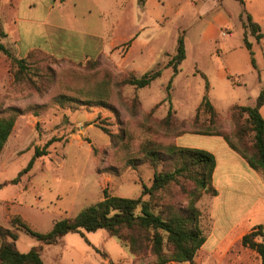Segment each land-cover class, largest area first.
<instances>
[{"label":"rangeland","instance_id":"374dc122","mask_svg":"<svg viewBox=\"0 0 264 264\" xmlns=\"http://www.w3.org/2000/svg\"><path fill=\"white\" fill-rule=\"evenodd\" d=\"M247 14L264 34V0H170L166 14H152L159 24L147 23L149 43L135 49L129 63L123 47L114 58L111 52L80 63L35 56L18 80L17 67L9 65L11 83L0 93V114L7 116L15 108L23 114L2 153L0 182L15 179L36 148L55 141L20 183L0 189V225L10 228L11 219L20 216L35 232L48 233L56 221L75 217L105 193L138 198L161 170L146 159L149 142L199 148V140H205L199 134L211 133L227 135L239 148H248L253 136L239 133L246 119L234 106L256 102L264 84V39L257 41L247 30L254 67L244 45ZM208 22L223 23L220 39L203 40ZM180 38L186 57L169 91L173 69L168 63ZM157 70L162 76L148 87L126 83ZM62 94L80 98L85 105H61L55 100ZM204 99L211 101L216 117L199 110ZM101 101L104 105L97 106ZM192 187L186 182L173 185L166 201L186 207V192ZM205 195L211 196L202 194L198 209ZM12 198L16 200L9 201ZM18 233L20 248L40 245L26 232ZM43 249L47 264H153L149 256H132L105 230L71 233Z\"/></svg>","mask_w":264,"mask_h":264},{"label":"trees","instance_id":"16d2710c","mask_svg":"<svg viewBox=\"0 0 264 264\" xmlns=\"http://www.w3.org/2000/svg\"><path fill=\"white\" fill-rule=\"evenodd\" d=\"M63 1V0H61ZM223 1V0H219ZM248 22L244 25V45L250 52L254 67L255 58L252 44L247 40V30L256 37L257 41L264 39L259 24L247 14ZM3 36V33H0ZM176 55L169 61L168 67L173 69V75L168 85L170 91L174 78L180 73V66L185 60L184 40H178ZM0 53L4 54L11 69L17 67V80L28 71V63L35 56L49 57L41 52H31L27 58H16L3 44L0 43ZM51 58V57H49ZM162 76V70L145 73L141 78L131 77L126 83L137 88H145ZM170 100V94L169 98ZM61 105L81 104L80 98L62 94L55 100ZM85 105V104H81ZM104 105L99 102L97 106ZM206 109L213 117L216 111L210 100L204 99L200 109ZM170 108L169 115L172 113ZM240 117L246 119V127L240 129L241 136L252 134L251 144L241 149L227 135L203 133V136H221L231 149L240 154L255 170L264 172V84L253 106H234ZM9 115L0 114V156L15 128L17 118L21 116L17 108L10 109ZM250 132V133H248ZM55 140H50L42 149L36 148L28 166L18 176L0 184V189L8 185L20 183L24 174L29 172L35 161L48 154V147ZM145 156L150 165L157 170L152 185L143 186L138 198H124L105 193L104 199L91 205L73 218L56 221L53 229L48 233H38L20 217L11 219L10 228L0 225V264H45L41 253L45 245L58 244L63 237L71 233L96 232L105 230L111 237L117 238L129 253L134 257L149 256L153 264L190 263L194 264L197 252L206 241V235L200 227V211L196 203L202 194L217 195L213 186V175L216 160L212 153L196 148L180 147L177 145L161 146L149 142L145 146ZM184 182L193 187L187 191L189 203L186 207L167 202L165 198L173 185H182ZM15 228V229H14ZM18 231H24L34 237L40 245L33 247L29 252L22 253L17 248ZM242 245L255 251L264 264V230L258 226L242 239Z\"/></svg>","mask_w":264,"mask_h":264},{"label":"crops","instance_id":"0c3cea01","mask_svg":"<svg viewBox=\"0 0 264 264\" xmlns=\"http://www.w3.org/2000/svg\"><path fill=\"white\" fill-rule=\"evenodd\" d=\"M169 1L0 0V32L3 33L0 43L18 59L37 51L57 60L77 63L97 60L111 52L114 58L119 48L126 47L129 63L134 50H141L149 43L150 36L144 34L150 27L147 23L159 24L152 14H166ZM222 24L208 22L202 33L203 40L220 39ZM9 69L8 58L0 54V93L3 94L11 83ZM203 137L205 140H199L203 145L196 149L206 150L215 157L213 186L217 195H205L206 200H200L201 227L206 241L197 252L194 264H261L258 254L245 248L242 239L258 226L264 230V172L251 168L223 137ZM12 200L16 199L9 201ZM21 241L19 236L16 245L22 253L37 246L29 243L21 249Z\"/></svg>","mask_w":264,"mask_h":264}]
</instances>
